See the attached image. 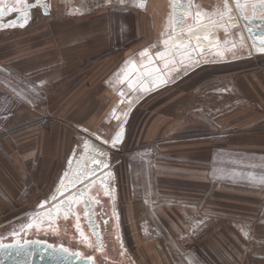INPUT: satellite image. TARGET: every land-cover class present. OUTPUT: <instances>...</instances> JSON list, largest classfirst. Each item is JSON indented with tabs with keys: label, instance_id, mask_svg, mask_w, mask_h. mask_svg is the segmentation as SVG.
Here are the masks:
<instances>
[{
	"label": "crops",
	"instance_id": "1",
	"mask_svg": "<svg viewBox=\"0 0 264 264\" xmlns=\"http://www.w3.org/2000/svg\"><path fill=\"white\" fill-rule=\"evenodd\" d=\"M46 1L48 14L37 7L25 26L0 30V224L77 171L85 142H106L126 121L121 145L132 138L143 152L124 169L127 193L152 216L161 263L168 249L172 264H264V76L247 41L237 55L235 0L228 35L226 0ZM195 16L219 41L198 53L172 39ZM210 64L243 69L237 106L202 115L194 135L195 94L172 91ZM190 223L200 233L183 235Z\"/></svg>",
	"mask_w": 264,
	"mask_h": 264
},
{
	"label": "rangeland",
	"instance_id": "2",
	"mask_svg": "<svg viewBox=\"0 0 264 264\" xmlns=\"http://www.w3.org/2000/svg\"><path fill=\"white\" fill-rule=\"evenodd\" d=\"M241 30L242 28L238 24L237 45L239 47L237 48V55L242 54L244 56V54L248 55L249 52L251 54V49L249 51L248 46L245 44V41H243V33ZM229 38L230 36L225 37L227 40ZM252 58L254 64L251 68L258 69L264 76V54H258ZM240 70L243 69L237 66L230 68V66L226 64L204 65L184 78L182 81L183 83L180 82L181 85L172 91V95L177 93L185 94L187 91L195 94L193 101V111L195 115L193 121H191V117L188 116V123L193 122V130L190 131H193L194 135H197L198 132L201 131V125L199 123L202 121V115L206 116V119H212L237 106V97L234 96L237 94V89H235L233 83V76L236 75L235 73L239 75ZM187 82L188 84L186 85ZM165 99L164 97L161 101H165ZM185 105V102H183L181 113H179V120H181L184 126L186 116L190 114L186 112ZM188 135H191V133H188ZM185 136L186 131H180L174 136H171V139ZM87 137L92 140L96 139L95 135L89 133H87ZM109 140L107 141L109 142ZM131 140L132 138L127 139L123 146H117L110 154V165H112L110 170L113 171V183L117 187L115 215L118 222V234L121 245L126 249V252L129 254L134 264H172V256L170 257L168 249H165L166 254L162 256V263L161 260L155 256V253L160 254V246L155 242L156 230L152 227V216L150 215L151 218L149 221L146 215L142 214V208L140 211L139 209L136 211L138 202L135 201L136 198L128 196L127 193L128 177L124 174L126 164L129 158L139 157L143 154L142 149H139V145H135ZM156 142L159 141H152L148 143L147 147L149 149L153 148ZM92 143L95 142L93 141ZM99 143V146L103 145V143ZM81 150L82 146L75 149L76 152H80ZM151 150V153H153L154 148ZM56 186L57 183L54 185L53 189L47 190L42 195L35 197L31 202L32 204L26 210L24 208L5 218L3 223L0 224V236H10L12 232L20 230V226L27 223L29 218H36L38 216L36 212L40 209V203L50 197V194L55 191ZM50 202L49 200V203ZM148 205L153 206L154 200L151 199ZM200 231L201 229L196 228L195 224H191L188 226L187 230H183V235L197 234L200 233Z\"/></svg>",
	"mask_w": 264,
	"mask_h": 264
},
{
	"label": "water",
	"instance_id": "3",
	"mask_svg": "<svg viewBox=\"0 0 264 264\" xmlns=\"http://www.w3.org/2000/svg\"><path fill=\"white\" fill-rule=\"evenodd\" d=\"M255 2H256V0H241V5L243 7V13H241V11L239 9H237L236 2L234 3L235 10L237 12V25L239 24L240 27H242L243 30H241V31L243 33V41H245V42L247 41V43L251 49L252 55L264 54V53L258 51L259 47H261L259 41L256 40L255 43L253 42L256 37L264 35V19H261V17L264 16V12H262L260 8L254 9L252 7V4ZM27 4L28 5H34V4H36V0H32V1L27 0ZM226 5H227L230 12L225 16L224 20H226V19L228 20L227 21L228 25L226 24L227 26L224 28H221V30L224 34L228 35L229 34V24H232L233 22H235V18H234V13L232 12L231 5L228 6V3ZM4 6L6 9L4 19L11 16V15H14V16H13V18H10V19H15L18 15H20L19 12L15 13V14L7 13V8L14 6V0H4ZM15 6L20 8L22 11L27 12L29 14V19L31 17V11L37 7L41 8V11L43 14H48L49 10H50V6L46 0H39V4L35 7L25 8L24 5H15ZM187 14L189 15V11H187ZM230 15H231V20H229ZM245 16H247L248 18L245 19ZM29 19H28V21H29ZM222 21L223 20H219V21L217 20L214 23L220 24V23H222ZM5 22H7V20ZM204 25H208V27L203 28L202 27L203 24H200L197 16H195L194 22H192V24L188 23L187 26L185 27V29H183L181 31H175L174 35L172 36V39L176 44H181L183 42L190 41V45L195 48V51L197 53H198L197 48L200 44L204 43L203 45H205L207 43L206 48L218 45L219 41L217 40L216 34H212V35L208 36L209 37L208 39H204V34L208 31L209 25H212V24H204ZM15 27H20V26H15ZM7 28H14V27H7ZM2 29H6V28H0V30H2ZM204 31H206V32L204 33ZM249 55H250V53H249ZM125 125H126V121H123L122 124L120 125L119 129L115 133V135L108 142L109 147L113 148V146H112L113 140L115 139V136L118 132L121 133V138H120V141H118L116 143V146H119L122 144L123 138L125 135ZM98 139L101 142L105 143V140L102 139L101 137ZM88 144L90 145V147H89L90 153L89 154H83L81 156V167L85 166L83 164V161H85V159H88L86 165L88 167H91V164H90L91 163V156H96L97 159H101V156H99L98 153L95 151L96 149H101L104 152V149L100 148L98 146V144H94L92 142H88ZM91 146H94V147H91ZM77 171H79V169H77ZM107 173H111V175H107ZM101 176H104V181L105 180L106 181L111 180L113 182V180H114L113 171L112 170H104L103 166H102L99 169H97L94 174L89 175L87 177L86 181H84V179H82V181L77 184L76 188H83L85 184L91 183L93 180H95V182L101 183V181H100ZM75 190H76L75 188L72 189V191H75ZM68 194H71V193L69 192ZM53 203H59V198L57 199V201H55ZM65 206H68V205H65ZM48 208L49 207H47V206L44 208H40L36 212V213H38V216L35 218V220L40 221L43 218V216L41 214L46 212L48 210ZM16 232H20V230H18ZM0 238H3L2 240H0V242H2L4 244L14 243V238L12 237L11 234H10V236L9 235L0 236ZM15 239H19L21 244H23L25 240L36 241V243H28L25 245V248L29 250V253H27V254L24 252H21V254L17 255L15 248L10 250L12 252L11 255L5 256L2 253H0V264H94L93 261L90 262V261H88L87 258H84L82 256H80V257L68 256V258L65 259L64 254L59 253V252H53V249L62 247L59 245L54 246V245H52L46 241L39 240L36 238H34V239H27V238L21 239L19 236H17V237H15ZM47 245H51V247H46ZM69 253H71V252L69 251Z\"/></svg>",
	"mask_w": 264,
	"mask_h": 264
},
{
	"label": "flooded vegetation",
	"instance_id": "4",
	"mask_svg": "<svg viewBox=\"0 0 264 264\" xmlns=\"http://www.w3.org/2000/svg\"><path fill=\"white\" fill-rule=\"evenodd\" d=\"M90 164L92 167V163ZM106 191L109 192L108 195H105ZM116 194L117 187L111 180H105L103 184L96 182L85 193L81 203L73 205V212L69 213L68 221L64 220L63 212H61L59 217H43L40 220L44 228L43 232L37 233L32 230L27 234L19 235V237L21 239L36 238L54 246L59 245L67 248L70 252H80L84 258L91 256L94 264H134L126 249L121 245L119 238L118 222L115 215ZM89 197L99 200L100 204L89 202L87 208L92 210L91 215L90 217H85L84 201L88 200ZM52 203L53 201L47 207H51ZM64 207L67 208L68 206ZM74 213L79 214L81 227L88 237L87 243L82 241L74 227ZM105 220L108 221L107 224L103 223Z\"/></svg>",
	"mask_w": 264,
	"mask_h": 264
},
{
	"label": "snow or ice",
	"instance_id": "5",
	"mask_svg": "<svg viewBox=\"0 0 264 264\" xmlns=\"http://www.w3.org/2000/svg\"><path fill=\"white\" fill-rule=\"evenodd\" d=\"M236 2V7L237 9H239L241 11V13H243V7L241 5V0H235ZM39 4V0H36V4L34 5H28L27 4V0H14V6L7 8V13L9 14H15L17 12L20 13V15H18L15 19H8L7 22H5L4 17H5V13H6V9L4 6V0H0V28H7V27H15V26H20L23 27L29 19V14L27 12L22 11L20 8L16 7L15 5H24L25 8L27 7H35ZM226 4H227V0H226ZM252 7L255 8H260L262 12H264V0H256L255 3L252 4ZM199 15V14H198ZM248 17L245 16V19H247ZM261 19H264V16L261 17ZM229 20H231V15L229 16ZM203 28H207L208 25H203ZM208 36H204V39H208ZM256 40L259 41L261 47H259L258 51L264 53V35H261L259 37H256L254 39V43L256 42ZM189 47H191V45H189ZM147 49L144 50V52L141 53V55H146L147 54ZM162 53L161 52H157L156 56L157 57H162ZM134 67V65H133ZM154 71V69H153ZM127 71L125 72V76H127ZM140 77H136L137 80H139ZM133 83V81H130L129 86H131V84ZM121 138V133H117L115 136V139L113 140V144L112 146L115 147L116 143L118 141H120ZM90 145L85 142L84 144V149H85V153L84 154H89L87 152V150L89 149ZM94 147V146H91ZM99 156H104V152L101 149H96L95 150ZM69 166H71V160L68 162ZM91 163H92V167H88L87 165L81 167V161H77V169H79V171H74L71 174H69V172H64L63 175L60 178L59 184L56 187L55 191L50 194V197L44 201H42L39 205L40 208H44L49 204V200L50 201H57V199L59 198V203H52L51 207L48 208V210L44 213H42L41 215L43 217H59L61 212H63V218L65 221L69 220V213L73 212V205H78L81 203V201L83 200L85 193H87L89 191V189H91L94 185H95V180H93L91 183H87L84 185L83 188H76L77 184L80 183L82 181V179H87V177L89 175H92L95 173V171L97 169H99L101 166L103 167H107L106 164V157L104 159H97L96 156H91ZM107 175H111V173H107ZM100 181L101 183L104 182V176L100 177ZM76 189L75 191H72V189ZM71 194H68V193ZM59 194V197L58 195ZM109 192L106 191L105 195H108ZM66 197V198H65ZM91 202V203H95L97 205L100 204L99 200H96L93 197H89L88 200H85V212L84 215L85 217H90L91 215V209L87 208V204ZM68 205L67 208H65L64 206ZM75 215V224L74 227L76 229V231L79 233L80 237L82 238V241L87 243L88 241V237L85 235V232L83 230V228L81 227V223H80V217L78 213H74ZM104 224H107L108 221L105 220L103 221ZM35 230L37 233L43 232L44 228L42 225V222L40 221H36L35 218H29L28 222L25 224H22L20 226V232H16L14 231L13 233H11L12 237L14 238V243L11 244H4L2 242H0V253H2L3 255L7 256V255H11L12 252L10 251L11 249L15 248L16 249V254L19 255L21 254V252L24 253H29V250L25 248V245L28 243H36V241H28L25 240L23 244H21L19 239H15V237L22 235V234H27L28 232ZM95 231V229H94ZM3 238H0V240H2ZM46 247H51V245H47ZM53 252H59L64 254V258L67 259L68 256H73V257H80L81 253L80 252H71L69 253L67 248H56L53 249ZM88 261H92V257L88 256L87 257Z\"/></svg>",
	"mask_w": 264,
	"mask_h": 264
},
{
	"label": "built area",
	"instance_id": "6",
	"mask_svg": "<svg viewBox=\"0 0 264 264\" xmlns=\"http://www.w3.org/2000/svg\"><path fill=\"white\" fill-rule=\"evenodd\" d=\"M99 147L104 149V156H101V159H104L106 157L107 167H103V169L104 170H110L111 167H112V165H110V158H111L110 154L114 150V148H116L117 146L111 148V147L108 146V141H106L105 143H103L102 146H99Z\"/></svg>",
	"mask_w": 264,
	"mask_h": 264
}]
</instances>
